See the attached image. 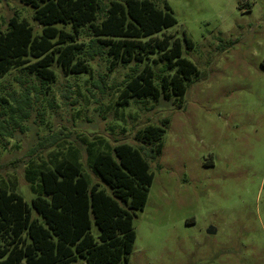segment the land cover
Segmentation results:
<instances>
[{
	"label": "rangeland",
	"instance_id": "rangeland-1",
	"mask_svg": "<svg viewBox=\"0 0 264 264\" xmlns=\"http://www.w3.org/2000/svg\"><path fill=\"white\" fill-rule=\"evenodd\" d=\"M152 1L159 8L166 2L176 19L157 35L183 42L184 33L192 43L182 46V56L197 74L186 82L182 102L160 97L118 105L142 64L112 66L104 54L88 58L87 74L65 75L53 64L56 80L46 85L11 70L0 78V185L29 202L27 167L74 157L105 187L89 167L86 147L146 148L136 132L160 126L162 149L149 160L153 179L133 218L135 240L124 264H264V0ZM16 16L40 34L33 9L0 0L2 30ZM91 38L84 30L82 39ZM163 66H153L157 84ZM26 92L29 107L10 113ZM9 114L18 123L6 122Z\"/></svg>",
	"mask_w": 264,
	"mask_h": 264
},
{
	"label": "trees",
	"instance_id": "trees-1",
	"mask_svg": "<svg viewBox=\"0 0 264 264\" xmlns=\"http://www.w3.org/2000/svg\"><path fill=\"white\" fill-rule=\"evenodd\" d=\"M20 1L33 9L41 32L17 16L6 30L0 26V78L20 69L46 85L56 80L53 64L65 75L87 74L88 58L104 54L112 66L142 64L118 96V105L127 106L131 99L160 97L181 103L186 82L197 74L182 56V46L192 47L184 33L183 42L157 35L176 23L166 2L159 8L152 0ZM84 30L91 39H82ZM159 62L164 66L157 84L153 66ZM16 103L10 113H23L29 107L27 92ZM163 132L160 126L137 131L146 148L87 146L89 167L105 187L92 182L74 157L52 167H27L24 178L34 194L29 202L0 185V264L127 263L135 240L133 218L146 203L153 179L149 160L160 154Z\"/></svg>",
	"mask_w": 264,
	"mask_h": 264
},
{
	"label": "water",
	"instance_id": "water-1",
	"mask_svg": "<svg viewBox=\"0 0 264 264\" xmlns=\"http://www.w3.org/2000/svg\"><path fill=\"white\" fill-rule=\"evenodd\" d=\"M207 234H214V230H213L212 228H209V229L207 230Z\"/></svg>",
	"mask_w": 264,
	"mask_h": 264
}]
</instances>
